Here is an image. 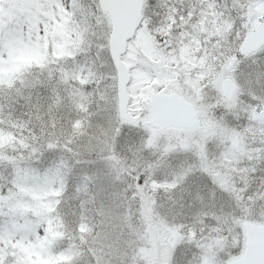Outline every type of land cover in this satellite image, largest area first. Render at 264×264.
Returning <instances> with one entry per match:
<instances>
[{
  "label": "snow or ice",
  "instance_id": "6c2138e0",
  "mask_svg": "<svg viewBox=\"0 0 264 264\" xmlns=\"http://www.w3.org/2000/svg\"><path fill=\"white\" fill-rule=\"evenodd\" d=\"M0 264H264V0H0Z\"/></svg>",
  "mask_w": 264,
  "mask_h": 264
}]
</instances>
